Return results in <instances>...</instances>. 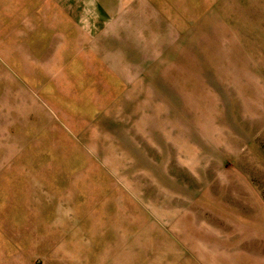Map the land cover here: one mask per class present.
Masks as SVG:
<instances>
[{"label":"rangeland","instance_id":"rangeland-1","mask_svg":"<svg viewBox=\"0 0 264 264\" xmlns=\"http://www.w3.org/2000/svg\"><path fill=\"white\" fill-rule=\"evenodd\" d=\"M0 264H264V0H0Z\"/></svg>","mask_w":264,"mask_h":264}]
</instances>
